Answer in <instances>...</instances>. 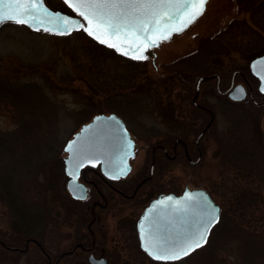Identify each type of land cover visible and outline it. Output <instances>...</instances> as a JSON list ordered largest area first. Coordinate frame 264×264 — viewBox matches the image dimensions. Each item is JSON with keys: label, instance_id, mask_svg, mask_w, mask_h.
Listing matches in <instances>:
<instances>
[{"label": "flooded vegetation", "instance_id": "1", "mask_svg": "<svg viewBox=\"0 0 264 264\" xmlns=\"http://www.w3.org/2000/svg\"><path fill=\"white\" fill-rule=\"evenodd\" d=\"M237 26L233 21L231 29L226 28L209 42L160 66L153 64L157 76L167 79L162 123H152L148 116V98H154L153 94L127 96L122 101L124 116L114 112L134 141L128 172L109 178L99 165L83 167L77 181L83 185L84 194L75 195L67 190L68 176L64 173L70 204L63 209L66 215L62 221L68 231L56 234L57 253H47L34 237L17 240L11 225L0 232V264H19L31 252H36L33 263L58 264L75 257L72 260L76 264H116L122 261L125 247L148 257L139 246L136 226L153 199L179 195L185 189H202L221 212L213 194H220L225 183L234 184L231 192L237 194L260 193L253 186L264 183V60H254L264 55V32L252 31L244 22L246 33L254 36L251 44L232 45L226 37H233ZM210 42L218 46H206ZM153 49L145 56L154 57ZM237 88L243 89L242 95L234 94ZM180 168L182 174L177 172ZM56 220L61 223L58 217Z\"/></svg>", "mask_w": 264, "mask_h": 264}, {"label": "rangeland", "instance_id": "2", "mask_svg": "<svg viewBox=\"0 0 264 264\" xmlns=\"http://www.w3.org/2000/svg\"><path fill=\"white\" fill-rule=\"evenodd\" d=\"M45 2L53 10L71 12L62 0H45ZM233 21L239 25L233 37L237 42H241V46H249L254 36L246 33L247 27L241 24L245 22L252 26V31L264 32V0H208L203 15L186 27L182 33L161 41L159 46L153 49L154 57L151 54L147 55L148 58L143 60V66L137 67L140 72L144 68L145 73L140 76H149L155 79L158 74L154 71L153 64L160 66L188 50L201 46L204 42H209L213 37L218 36V33L228 29ZM85 35L88 36L82 28L70 34L61 35L43 30L34 31L15 22H6L0 26V75L2 77L14 78L21 82L30 79L43 83L45 81L52 87L56 86V83L60 85V88H53V91L56 92L54 99L60 107L59 117L61 120L56 136L61 143L48 162L45 171L46 178L44 177L45 184H47L48 210L51 216L54 215L55 218L61 219V223H56V234L59 233V230L61 232L68 231L62 221L63 215H66L63 209L70 204V198L66 196L64 188L63 157L65 153L62 149L63 145L82 123L97 113L108 112L103 109L105 96H107L104 94L105 88L103 87L104 91L94 88L91 81L87 78L85 80L81 75V67L90 64L89 56L85 50L87 44ZM65 73L71 74L72 77L67 81L60 80V76ZM110 79L111 76H106L105 82ZM159 89L160 91L158 90L157 93L159 97L156 96L155 91L150 93L155 99L146 94L150 96L147 112L151 122L162 123L166 113L168 91L166 86ZM14 125L13 117L6 107H0V130H11ZM177 172L182 174L181 168ZM175 185L178 188L182 187L180 182H175ZM233 187L234 184L225 183L220 194H213L222 209H226L235 221L245 224L249 228H253V224L259 223L258 221H264V185L253 186V189L260 192L261 199L258 206L238 203L236 201L238 194L231 192L234 191ZM25 213L27 216L29 208L25 209ZM11 225L12 221L4 205L0 203V227L5 229ZM223 225L227 227L226 223ZM12 229L15 231L17 228L13 225ZM221 230L213 231L214 237L219 238ZM215 244L217 257L225 260L226 264L243 263L237 241L222 242L219 238L216 239ZM122 251L121 258L123 259L116 264H150L148 261H142L139 256H134L135 252L129 248L125 247ZM56 253L57 250L52 251L53 255ZM35 257L36 252H31L23 256L19 264H35L36 262L33 263ZM74 258L70 257L61 263L76 264L72 260ZM75 261L79 262L78 259ZM185 263V260H181L166 264Z\"/></svg>", "mask_w": 264, "mask_h": 264}, {"label": "trees", "instance_id": "3", "mask_svg": "<svg viewBox=\"0 0 264 264\" xmlns=\"http://www.w3.org/2000/svg\"><path fill=\"white\" fill-rule=\"evenodd\" d=\"M85 36V50L90 64L81 67V75L85 80L87 78L91 81L94 88L101 91L105 88V111L124 116L122 101L126 100L127 96L146 95L152 91L157 94V88L166 86L167 79L164 76H157L155 79L140 76L145 73L144 68L140 75L136 74L137 67L143 64V60L125 58L115 49ZM228 39L232 45H241L240 42L236 44L234 37L227 36L226 40ZM220 42L224 43V40L220 39ZM206 46L218 44L210 42ZM106 76H111L108 82H105ZM70 77L71 74L65 73L60 76V80L67 81ZM56 84L52 87L45 81L43 83L30 79L21 82L0 75V107H6L15 123L11 130H0V203L4 205L12 225L17 228L14 238L20 241L28 236L34 237L51 255L52 251L59 249V243L55 229L57 220L54 215L51 216L47 207L45 171L61 143L56 136L61 120L60 107L54 99L56 92L53 88H60V85ZM247 193L244 191L243 194H238L236 201L240 204L260 205L259 194ZM26 208H29L27 216ZM231 216L223 208L220 220L212 232L222 229L219 237L222 242L237 241L244 264H264V221H258L259 223L253 224V228H249ZM225 223L227 227L223 225ZM2 229L0 227V232ZM219 238L211 233L208 243L187 256L184 259L185 264H226L225 260L217 257L215 251V241ZM134 256H139L142 261H148L150 264L165 263L152 261L139 250H136ZM35 264L41 263L37 261Z\"/></svg>", "mask_w": 264, "mask_h": 264}, {"label": "water", "instance_id": "4", "mask_svg": "<svg viewBox=\"0 0 264 264\" xmlns=\"http://www.w3.org/2000/svg\"><path fill=\"white\" fill-rule=\"evenodd\" d=\"M62 1L71 10L70 13L53 10L44 0H36L39 7L34 9L31 15H35L38 19L30 20L29 24L23 25L35 31L37 29L44 30L45 28H51L52 31L47 32L59 34L63 30V26L56 16V14H59L60 18L67 17L75 22L71 26L70 32L61 35L70 34L81 28L80 25H83V29L87 28L89 26L88 22L79 15V12L74 7L70 6L71 4H75L76 0H68V3L65 0ZM173 2H176V0H173ZM10 3H13V0H0V15L6 12L8 14H16V9L7 7ZM171 11H174V9ZM24 18L27 19L28 17L25 16ZM85 32L88 34L87 31ZM173 34L174 32L163 33V35L169 37ZM89 36L101 44L94 35ZM101 38L108 39L109 43H116L117 48L121 50L114 49L124 57L132 58L133 55L139 54L134 51L139 42L134 43L123 38L116 40L106 36H102ZM154 38L157 40V45L161 40H165L160 33H156ZM101 45L109 47L107 44ZM139 46L143 47V43H139ZM154 47L156 46L148 47L143 54L146 55ZM123 51H128L129 54L124 55ZM263 60L264 55L256 58L254 62H262ZM129 143L131 147H129ZM63 150L67 153L63 159L64 173L68 176L66 188L73 195L84 194L83 185L77 181L80 169L86 166L94 167L99 165L101 173L106 177L113 178L125 175L121 174V170L126 168L127 173L130 168L129 159L133 156L134 141L125 123L118 115L113 112H102L93 115L89 121L83 123L66 140ZM169 197H171V200H168ZM188 197H191V199H188ZM160 201H165V203L160 204ZM177 201H179V204H177ZM219 208V205L202 189H185L179 195L170 193L159 196L151 201L137 222L139 246L150 258L156 260L145 249L144 236L146 232L152 237L165 238L168 236L178 237L195 234L192 235V238L196 239L199 236V231L203 230V225L208 220L215 218L206 233L208 240L211 229L219 220ZM94 262L98 263L95 260Z\"/></svg>", "mask_w": 264, "mask_h": 264}, {"label": "snow or ice", "instance_id": "5", "mask_svg": "<svg viewBox=\"0 0 264 264\" xmlns=\"http://www.w3.org/2000/svg\"><path fill=\"white\" fill-rule=\"evenodd\" d=\"M65 2L68 3V0ZM206 4L207 0H176V2L173 0H76V3L70 6L74 7L79 15L88 22L89 26L84 30L89 35H94L101 44L117 48L116 43H109L108 39H102V36L143 43V47L137 43L134 51L139 54L133 55L132 58L145 60L148 57L143 54L144 51L148 47L157 46V40L154 38L156 33H160L164 39H168L169 36L163 35L164 32L179 33L184 31L189 24L203 15ZM7 7L16 9L17 12L16 14L6 12L0 15V23L14 21L18 24H29L30 20L38 19L35 15H31L32 11L39 7L36 0H13V3L8 4ZM173 9L174 11H171ZM25 16L28 18H24ZM56 16L63 26V30L59 34L70 32L71 26L75 22L67 17L60 18L59 14ZM44 30L52 31L51 28ZM117 50L121 49L117 48ZM123 54L128 55L129 53L123 51ZM234 94L236 96L242 95L243 89H234ZM129 147H131L130 143ZM126 171V168L122 169L121 174H126ZM168 200H171V197ZM159 203L164 204L165 201ZM214 219L208 220L203 225V230L199 231V236L196 239L192 238V235L195 234L165 238L152 237L146 232L144 236L145 249L159 261L180 260L207 242L206 233Z\"/></svg>", "mask_w": 264, "mask_h": 264}]
</instances>
